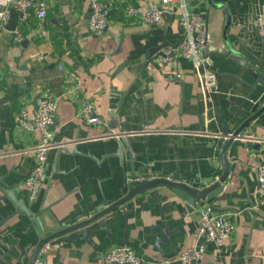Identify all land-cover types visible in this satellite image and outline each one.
I'll return each instance as SVG.
<instances>
[{
  "label": "crops",
  "instance_id": "1",
  "mask_svg": "<svg viewBox=\"0 0 264 264\" xmlns=\"http://www.w3.org/2000/svg\"><path fill=\"white\" fill-rule=\"evenodd\" d=\"M99 2L108 12L99 36L88 30L87 0H46L44 19L32 11L24 21L10 6L0 28V178L15 187L13 198L29 213H16L0 191V221L14 213L0 226V264H29L38 242L103 202L117 206L107 228L87 240L52 239L45 264H106L102 257L118 246L130 247L143 264H178L182 251L204 243L196 231L198 209L205 205L226 214L235 230L222 246L208 244L200 264H264V201L256 195L264 160V69L248 56L264 68L255 24L257 17L264 21V0H183L187 14L203 19L210 50L229 44L244 66L218 56L201 58L197 66L182 57L167 65L157 50L184 38L179 8L148 26L127 17L125 9L159 6V0ZM16 29L23 35L19 44L13 41ZM208 70L217 75L215 88L200 78ZM112 94L121 98L123 133L110 125ZM45 96L57 102L52 148L45 181L31 201L24 183L39 133L23 129L16 118ZM84 103L100 125L88 122ZM123 137L132 156L126 152L122 162L106 157ZM222 152L223 181L217 167ZM175 173L189 186L223 189L209 202L190 204L168 186L139 184Z\"/></svg>",
  "mask_w": 264,
  "mask_h": 264
},
{
  "label": "built area",
  "instance_id": "2",
  "mask_svg": "<svg viewBox=\"0 0 264 264\" xmlns=\"http://www.w3.org/2000/svg\"><path fill=\"white\" fill-rule=\"evenodd\" d=\"M89 6L88 30L95 36L101 35L107 28L108 12L99 0H87ZM175 3V4H174ZM13 6L22 14V20H26L33 11L38 19L46 17V0H0V28L3 27L9 16V8ZM180 9V20L184 26V38L176 45H166L158 50L167 65H172L175 58L182 57L191 60L195 66L201 63L202 50L209 45L207 28L203 19L198 15L187 14L183 0H159V6L144 8L143 6H127L125 15L129 18H137L145 25H157L161 23L165 15L175 14ZM257 33L264 36V21L257 17L255 20ZM43 36H46L44 33ZM13 41L17 44L23 41V35L16 29ZM38 59H42L39 55ZM61 69V67H60ZM204 86L215 88L217 75L206 71L200 77ZM57 102L51 97H38L35 99L32 112H19L17 124L25 130H33L39 133V141L33 149V165L28 177L25 179V187L29 199L35 200L45 181L47 154L52 148V132L50 127L54 125ZM82 113L89 116L88 122L92 125H100V120L94 115L90 103H84ZM226 138H236L227 134ZM243 139V137H240ZM222 170V165L217 166ZM150 176L140 180H153ZM160 178V177H158ZM168 178V177H167ZM138 180V179H137ZM257 199L264 201V160L257 168ZM209 186V185H208ZM203 188V187H201ZM198 228L196 237L204 240L198 247H190L182 251L176 258L178 264H200L205 248L208 244L220 247L227 241L235 230V225L226 214L216 213L211 206L205 205L198 209ZM52 247L51 242L42 245L34 264H45L47 253ZM106 264H143V261L134 254L128 246H118L102 257Z\"/></svg>",
  "mask_w": 264,
  "mask_h": 264
},
{
  "label": "water",
  "instance_id": "3",
  "mask_svg": "<svg viewBox=\"0 0 264 264\" xmlns=\"http://www.w3.org/2000/svg\"><path fill=\"white\" fill-rule=\"evenodd\" d=\"M229 25V17H226V26L225 29L228 27ZM261 41V44L264 45V36H259L258 37ZM158 52V50H157ZM202 58L207 59L210 56H218V57H222V58H230L231 60H234L236 63L243 65L242 62L234 59V56H231L232 54V48L230 47L229 44H227V47L222 49V50H210L209 45H206L203 50H202ZM248 55V54H247ZM159 56H162L161 54H159ZM250 57V60L252 61L253 65L257 68H259L260 70L263 71V66H261V62L256 60L255 58H253L251 55H248ZM262 83L264 84V80H261ZM112 98H114L113 100V104L110 106L112 109V114L110 115L112 118L110 120V125H112V128L118 127V132L119 133H123V128L120 125V118L117 116V111L119 110V106H120V102H121V96H123V92L121 93V96H119L120 99L116 100L117 95L112 94L111 95ZM258 103L254 106V108L258 107ZM115 121V125H113L112 123ZM53 126L50 127V129ZM235 137V136H234ZM230 140V139H229ZM230 142V141H229ZM226 142L224 144L225 147L228 146V143ZM114 143L116 144V150L114 153L112 154H108L106 157H117L121 162L124 160L125 157V153L127 152L129 156H132V148H131V143L129 142L128 138H122V139H115ZM223 149V148H222ZM225 151V150H224ZM223 155L224 152H222L221 157H222V170L224 171V174L222 176V181L225 179L226 177V164L225 161L223 159ZM156 178L153 180H144L141 185V189H147V188H153L159 185H164V186H168L172 189V191L177 194L178 196H180L181 198H183L184 200H186L187 202H189L190 204H194L195 199H205L206 202H209L210 199L212 197H214L215 195H217L222 189H223V185H220L216 190H212L213 189V185H209L206 188H200V186L194 184V185H188L187 183L185 184L184 182H182L179 178L177 173L173 174L172 176L168 177V178H162L161 176L158 175H153ZM160 177V178H158ZM189 189H192L193 192H189L187 191ZM15 189V187H9L7 186L2 179L0 178V191L3 193V197L7 198L15 207L16 213L19 214H25L27 216H29L28 211L26 210V207L24 205L23 201H18L15 200V198H13V190ZM190 190V191H192ZM212 190V191H210ZM116 205H112L109 206L108 202H103L101 206H99L98 208H94L93 209V214L89 215L88 213L83 214L81 217L75 219L72 223H67L63 225V228L59 231H57L56 233L52 234L49 236V238L40 241L37 243L36 247L34 248V251L32 252V256H31V260L29 264H34V261L38 255L39 250L41 249L42 245L46 242H51L52 239H56L58 238L55 243H61V242H69L70 240H73L75 238H84V239H88L90 237V235L92 233H97L101 230V228L103 226H105L107 228L108 226V222L111 218V215H113V213L116 211ZM13 214H11L10 216H7L6 218L2 219L0 221V226L7 221L8 219H10L12 217ZM36 218V217H35ZM38 224H40L39 220ZM4 256H0V259L3 258Z\"/></svg>",
  "mask_w": 264,
  "mask_h": 264
}]
</instances>
